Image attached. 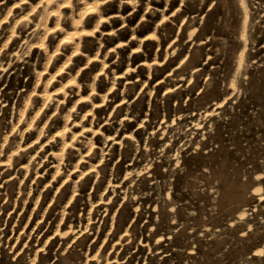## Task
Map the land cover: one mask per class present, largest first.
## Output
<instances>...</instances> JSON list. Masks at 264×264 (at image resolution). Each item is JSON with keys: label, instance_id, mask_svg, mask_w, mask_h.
<instances>
[{"label": "rangeland", "instance_id": "374dc122", "mask_svg": "<svg viewBox=\"0 0 264 264\" xmlns=\"http://www.w3.org/2000/svg\"><path fill=\"white\" fill-rule=\"evenodd\" d=\"M0 264H264V0H0Z\"/></svg>", "mask_w": 264, "mask_h": 264}]
</instances>
